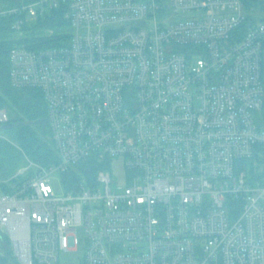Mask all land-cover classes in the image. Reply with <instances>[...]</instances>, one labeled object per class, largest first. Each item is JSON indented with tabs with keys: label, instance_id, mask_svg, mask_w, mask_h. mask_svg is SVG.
<instances>
[{
	"label": "built area",
	"instance_id": "obj_1",
	"mask_svg": "<svg viewBox=\"0 0 264 264\" xmlns=\"http://www.w3.org/2000/svg\"><path fill=\"white\" fill-rule=\"evenodd\" d=\"M54 11L70 30L41 36L57 44L8 52L57 157L0 178L15 261L54 264L81 228L83 264H264V17L238 35L243 0H22L0 16L20 38ZM91 159L93 177L55 194L51 174Z\"/></svg>",
	"mask_w": 264,
	"mask_h": 264
},
{
	"label": "trees",
	"instance_id": "obj_2",
	"mask_svg": "<svg viewBox=\"0 0 264 264\" xmlns=\"http://www.w3.org/2000/svg\"><path fill=\"white\" fill-rule=\"evenodd\" d=\"M22 0H0V8H11ZM26 1V0H24ZM245 10L248 15V21L237 28V34H242L247 26L254 22L258 15L254 12L258 9L264 11V0H243ZM16 14L0 16V107L6 106L9 113L13 112L15 116L8 121L15 122L16 125L7 128L8 134L23 148L29 159L34 162L46 165L57 160L56 153L49 140V128L44 123H33L34 120L46 117L47 104L42 92L37 88L14 87L9 79V49L16 43H25L28 47H39L45 45L57 44L56 34L52 38H45L39 34L26 30L24 24V35L16 38L11 28L12 21ZM27 21V20H26ZM36 25L48 28H60L68 25L55 11L51 12L44 18H38ZM55 30V29H54ZM56 31V30H55ZM257 117L258 124L264 128V100ZM1 128V127H0ZM15 144L4 139L3 145H0V178L5 179L12 176L19 168V161L16 155L11 152ZM100 164L94 160L80 162L74 169L63 176L66 187H70L74 180H79L82 176L93 177L99 170ZM20 177L13 179L15 182ZM7 190V188H4ZM8 238L0 231V241ZM0 264H19L12 256L11 250H3L0 247ZM80 264H83L81 262Z\"/></svg>",
	"mask_w": 264,
	"mask_h": 264
},
{
	"label": "rangeland",
	"instance_id": "obj_3",
	"mask_svg": "<svg viewBox=\"0 0 264 264\" xmlns=\"http://www.w3.org/2000/svg\"><path fill=\"white\" fill-rule=\"evenodd\" d=\"M254 13L258 15L257 18L264 17V11H262L261 9H258ZM54 29L56 31H58V29L70 30V26L66 25V26H61L60 28H54ZM26 30L27 31L31 30L35 34L43 35L47 32L48 27L37 26L36 21H34L30 18H27ZM0 109L4 110L5 114L7 115L8 120L15 116V114L13 112L9 113V109H7L6 106H2V107H0ZM4 139L9 140L15 144V146L11 149V152L16 155V158L19 161V168L15 171V173L18 170H20L26 166H29L31 162H33V163L29 166V169L26 172H24L23 174H20L19 177L25 178L26 176H28L32 172H34L35 168H36L35 164H38V163L29 159L28 155L23 150V148H21L16 143V141L8 134L7 128H0V145H3ZM122 171H123V168L120 167V164L118 162L115 163V166L113 169V179H114L115 185H117L121 181L120 173ZM50 183L52 185V188H53L55 194H57V195L63 194L64 191L66 190L65 183H64L62 176L59 172H55V173L51 174ZM77 237H78V245H77L76 249L60 252L58 254V260L54 264H80L81 263L83 253H84V244H85L84 233H83L81 228H78V230H77ZM0 247L3 250L8 249V247H9L7 241L4 238L1 239V241H0Z\"/></svg>",
	"mask_w": 264,
	"mask_h": 264
},
{
	"label": "water",
	"instance_id": "obj_4",
	"mask_svg": "<svg viewBox=\"0 0 264 264\" xmlns=\"http://www.w3.org/2000/svg\"><path fill=\"white\" fill-rule=\"evenodd\" d=\"M33 123H44V124H47V118L46 117H42V118H39V119H36L33 121ZM16 125L15 122H12V121H7L3 124L0 125L1 128H11V127H14ZM50 140V143L52 145V141L51 139L49 138Z\"/></svg>",
	"mask_w": 264,
	"mask_h": 264
},
{
	"label": "crops",
	"instance_id": "obj_5",
	"mask_svg": "<svg viewBox=\"0 0 264 264\" xmlns=\"http://www.w3.org/2000/svg\"><path fill=\"white\" fill-rule=\"evenodd\" d=\"M261 72H262V79H263V82H264V50H263L262 62H261ZM260 112L261 111L257 112V114H256L257 123H258V120H259V119H257V117H259Z\"/></svg>",
	"mask_w": 264,
	"mask_h": 264
}]
</instances>
